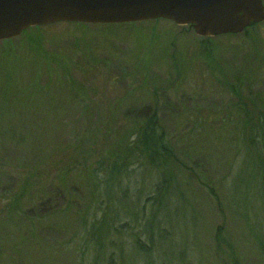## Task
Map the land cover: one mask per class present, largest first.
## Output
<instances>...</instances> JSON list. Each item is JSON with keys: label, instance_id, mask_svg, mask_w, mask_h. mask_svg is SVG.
<instances>
[{"label": "rangeland", "instance_id": "374dc122", "mask_svg": "<svg viewBox=\"0 0 264 264\" xmlns=\"http://www.w3.org/2000/svg\"><path fill=\"white\" fill-rule=\"evenodd\" d=\"M155 21L60 22L0 41V263L109 264L110 253L120 264H264L263 187L247 171L263 149L241 145L225 87L244 73L252 88L237 93L264 111V22L205 43L190 26ZM149 119L189 167L173 214L148 213L157 222L141 213L156 181L137 142ZM124 146L134 160L124 186L98 199L85 167ZM96 218L114 244L93 254L84 238Z\"/></svg>", "mask_w": 264, "mask_h": 264}, {"label": "trees", "instance_id": "16d2710c", "mask_svg": "<svg viewBox=\"0 0 264 264\" xmlns=\"http://www.w3.org/2000/svg\"><path fill=\"white\" fill-rule=\"evenodd\" d=\"M155 22H158V20H156ZM43 27L44 26H39L37 28L41 29ZM242 38L246 39L248 38V36L243 35ZM201 39H203V41L207 43L208 40H211L213 38L202 37ZM3 42L9 43L8 40ZM209 55L210 54H208V56ZM235 77L236 80L233 82V84L225 86L232 89L233 92H236V102L233 103V107L228 110V117L234 118L237 124L242 125V129L240 130L241 132L239 131L243 140L241 145L245 147L247 154L249 151H255L258 147H261L263 149V152L257 157L256 165H252L253 168L251 169H248L247 167L246 168L250 173V180L254 179L251 180L252 182L250 183L256 181L257 185H261L263 187V193L259 194V196L257 195L255 199L259 198L262 205H264V111L256 110L258 103L262 102V100L260 97L255 100L253 99V97L244 98L242 94L237 93V91L241 89L243 84L246 85V87H250V85H247L245 81L243 82L244 73H241V77L238 75H236ZM227 81L228 80H225L226 83ZM250 103L253 104V108L257 114H254L252 109L249 107ZM84 108L86 109V106ZM143 123L144 124L142 125L139 140L137 141L140 144L139 150L144 157V163L142 164V166L145 165L147 168L151 167L154 169L152 172H154L156 175V181L154 184V193L152 196L146 198L147 201L145 200L146 203L144 202L141 213L144 216L143 218L146 219L149 216L148 213L151 212V209L159 206L160 208L163 207L164 216L166 217L168 216V214H173V205H177L183 201V193L181 188L179 187L180 182L183 180L179 178H183L180 177V173L189 167L187 166L186 162L178 157L177 152L173 149L174 147L167 137L166 131H164V127H162L159 122L156 124L155 119H149L147 123L146 121ZM121 139L122 142L120 143V145L125 143L124 139ZM247 142L248 144L246 147ZM119 148L120 147H118V150L115 154L109 155L107 158H105V163L99 162L98 164V160L95 163L90 164L88 167H85V171L88 172L90 176L89 184L92 185L91 188L96 193V196H98V199L104 200L107 196H109V194H112V192L115 191V187L124 186V176L125 174L128 175V171L130 170L129 168L134 160H130L128 162L131 157L130 155H128L129 150H127L125 146L124 149L119 150ZM99 158L100 161L104 160L103 157ZM87 160L88 159L84 158V164ZM96 165H98L97 169L94 168ZM245 178H247V176ZM246 180L248 179L243 180L242 184L246 183ZM204 184L208 185L207 183ZM206 187L208 188L209 186ZM210 190L212 195L216 196L214 188H210ZM114 196L118 198L120 195L115 194ZM149 205L150 209L148 207ZM5 209L6 208L3 207L1 209V212H4ZM254 209L257 210L256 208ZM9 212L11 213L13 211L9 210ZM262 214L263 219L261 218V220L264 223V212H262ZM256 217L258 218V213H256ZM158 218L159 216H157V213L150 214L149 221L153 219V221L157 222ZM153 221L151 223L154 224ZM160 221H162V219ZM108 225L109 224L106 223L105 218L99 220L96 218V220L92 222L87 228V233L89 236H85L84 241H90L93 246L95 245L98 247L96 248L94 246L93 254L95 253V251H102L103 249L101 247L103 245L106 246V244L108 243L114 244V241L112 240L113 231H104L105 228L108 227ZM254 225V227L257 226V228H261V223L255 222ZM154 226L152 225V227H150L149 225L146 229L148 234L150 233V235L153 237L156 235ZM219 229L221 232H218L217 234L218 241L227 243V240H225L223 236V228L220 227ZM146 244L147 243L139 241V239L136 241V245L139 250L150 259V257H152L153 247L150 248V246H147ZM160 246L161 244L158 246V250ZM114 257V255H110V253H108L109 264H120V262L126 260L124 259L118 262ZM94 259L96 264H100V261L97 257H94ZM82 263L84 264L85 262L83 261ZM86 264H89V262Z\"/></svg>", "mask_w": 264, "mask_h": 264}, {"label": "water", "instance_id": "95a60500", "mask_svg": "<svg viewBox=\"0 0 264 264\" xmlns=\"http://www.w3.org/2000/svg\"><path fill=\"white\" fill-rule=\"evenodd\" d=\"M160 18L214 37L262 22L264 5L262 0H0V41L59 22L109 25Z\"/></svg>", "mask_w": 264, "mask_h": 264}, {"label": "flooded vegetation", "instance_id": "af4514ba", "mask_svg": "<svg viewBox=\"0 0 264 264\" xmlns=\"http://www.w3.org/2000/svg\"><path fill=\"white\" fill-rule=\"evenodd\" d=\"M262 2H263V5H264V0H262ZM264 22V21H263ZM263 22H261V23H263Z\"/></svg>", "mask_w": 264, "mask_h": 264}]
</instances>
